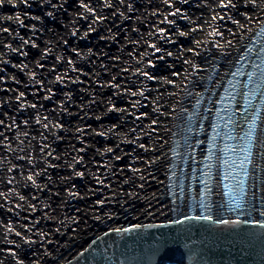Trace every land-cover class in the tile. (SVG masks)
I'll return each mask as SVG.
<instances>
[{
  "label": "bare ground",
  "instance_id": "obj_1",
  "mask_svg": "<svg viewBox=\"0 0 264 264\" xmlns=\"http://www.w3.org/2000/svg\"><path fill=\"white\" fill-rule=\"evenodd\" d=\"M112 2L114 4L113 8L103 9V12L107 17L103 20V22L96 21V17L93 16L88 18L89 20H92L90 21L89 25L95 28V31H89V26H87L85 22L88 19L75 18L76 23H79V37L83 36V33L85 32H90L92 38L90 44L87 47L86 42L82 41L81 45L79 46L80 50H76L75 52L76 55L77 52H79L81 55L78 56V65H74L73 67L77 69L75 73L77 78L83 81V83H77L73 87L75 93L73 100L68 99L67 94L69 91L66 88V95L64 94L63 96L64 105L66 108L64 111V119L65 123L71 130L68 133L70 135V140L64 139L66 142H64V144L61 146V149H58L59 153L61 154V156L58 158L62 160L54 161L55 155L53 153V148L48 147H45L43 150V159L38 160L39 152L37 149L39 145L32 141L30 143L33 144V146L30 149L29 155L32 156L33 154V156L31 157L30 161L25 160L23 156L19 155L23 150L22 148H19L16 151H12L10 156L12 159L11 162L14 163V166L10 167V165H6L5 167L4 165L5 169H2L0 172L2 175L0 177V179H2L0 202H2V205L6 210V212H4L5 221L3 224L7 223L5 226H2V223H0V233L3 230V236H5L9 242V254L7 256L9 264H15L13 263L15 259L11 257V253L13 251L20 253L21 256L26 254L30 255L32 254V251L35 250L37 245H25L23 240L15 235V232L20 231L21 227L14 229L13 224H8V217L12 216L16 221L18 218L23 217L25 215L22 211L24 206H32V204H27L25 201H33L35 196L39 197L40 200L48 198V196H51L49 198L51 200L55 199V197H53V193L50 192L54 190L55 186L59 185L60 182L57 184L53 183L57 181H53V176L49 177L50 173L47 175L45 172L47 168L43 169L44 171L42 174L36 177L37 182L41 186L39 190L32 186L30 181L26 182L25 179L27 175H31L33 172H41V168L45 167V165H49L47 162L57 166V168H52L51 171H54V173L60 172L62 179L64 177L61 183V186H63L62 188L66 189V191L70 190L72 192L78 193V195L72 199V201H75L72 209L69 211H72L73 214H76L79 217L80 221H78V223L71 222V225L79 229H77L75 233L72 234V242L69 243L68 249H62L63 247H60V250L58 249V251H54V249L58 246L54 245L53 243L54 241L57 242L60 239V236L56 234V229L52 230V227L55 226L52 225V221L50 220L48 222L47 220V215L50 213L51 209L50 205H48L49 207H45L46 205L41 203L39 208L35 207L33 211L30 209L29 213H32L29 215V217L32 218L30 222L32 223V221H34V224H36V222L40 223L42 230H45V224L47 226L46 229L50 228L47 229L46 232L51 235L46 238L41 237V241L46 239L47 241L51 242L39 244V246L36 248L37 250L30 259V261H32L31 264H53V255L58 256L57 264H85L84 258L86 256H82L81 253H84L85 255L88 247L94 244L93 241L101 242L100 246L101 249H103L112 238L111 235L118 237V239L121 238L112 232L113 226L133 228L136 224L141 225L139 232L134 231L132 233H126L124 234L123 238L119 239H128L126 242V247H131L135 243L142 242L147 239L148 236L152 237V235L159 234L165 235L169 227L168 224H170V221H173V213H175V211H172L171 209L174 208L176 204H179L180 210H184L186 205H182L181 202L173 203L174 200L171 199L169 193V173L173 161L172 149L174 145L176 128L182 122L187 111H190L191 107L196 104L200 96H202L209 89L212 92V95L210 94L212 97L214 92L219 88V85L229 79L230 73H232V69L238 63L241 55L246 51L248 45L258 34L260 28L264 26V12H261V8H264V3H261L259 8H252L250 6L246 11H244L248 16L252 17V20L244 24L245 31L243 32H241L237 25L232 24L230 21H221L219 19L213 21L212 17L210 16V20L214 22V25H223L221 30L225 32V35L228 34V29H232L237 33L238 36L241 37V39L240 42H237L235 39H233V44L235 47L230 49L231 56L227 59V64H225L223 68H220L222 71L219 70L210 85L208 81L211 78L215 66H219L218 61L220 58H215L213 62H205L203 59L197 58L200 67L207 69V71L198 74L200 77H203V80L193 90V94L188 96L186 95V90H184V85L186 83L184 76L188 66L185 65L181 60V58H184L185 55H180L184 52L182 45L185 42L190 41V36L195 35L192 33L191 35L189 34L187 36L179 35L180 31L186 32L185 30H182V28L186 26L188 20L186 21L184 18L170 16V20L177 21L178 19H181L179 28L176 30L173 29L172 25L166 22L162 23L164 20V14L168 11V9L167 6L161 2V0H127V2L133 3L135 8L134 12H128L126 9V4H121L120 0H112ZM174 2L180 9L187 5L190 6L192 3H197L194 0H190V3L188 4H180L179 0H174ZM16 4L17 2L11 1L10 4H7V8L14 9ZM216 11L220 12L221 14L227 12V10L220 9L219 7L216 8ZM233 12L234 10L229 12L228 15L231 16V13ZM121 13L124 15H121ZM125 16H127L128 19H125ZM9 17H11V19H9ZM14 17L15 16L12 15H7L5 17L2 16V22L4 23L5 28H11L13 26L11 25L13 22L11 21L15 22V20H12ZM68 19L69 18H65L67 21L65 26L70 24ZM244 20L245 16L242 21ZM16 21L18 20L16 19ZM159 29H166V35L169 36L172 41H175L174 43L167 44L171 45L170 47H173L172 53H176L177 56L175 57L180 58L178 59L180 61L175 59V62L171 56L167 57V55H161L165 52L155 53L153 55L154 49L148 46L149 43H156L160 47L166 44L165 40L160 37ZM209 29H211V31L213 30L212 23L208 27H205V29L195 38V41L196 39L205 41V49L209 47L208 41L213 39L220 41V37H213L209 35ZM2 32L3 35L1 36L9 37V31L4 32L2 30ZM150 32L154 33V35L150 36ZM112 36H115V39H112ZM101 37L108 38L102 39ZM60 38L61 40L58 37L56 38L55 33L52 34V43L55 46H58L61 41L63 43V40L67 39L65 35H62ZM137 41H139V43H137ZM146 41L148 43H146ZM195 41L192 43V46H195ZM89 50H91L94 55L88 56ZM213 51L216 50L213 49ZM146 53L148 55H145ZM81 56L84 58L81 59ZM157 56H165V60H168L167 64L174 65V68H168L165 60L161 61L163 66L161 64L162 67L157 70L159 71V74H161L162 78L169 76V74L172 72L180 74L179 76H170V79L175 82L174 84L164 83L163 79L160 82H156L154 80L149 81L143 75L139 76V78H137L135 75L138 62L141 60L143 61V68L146 71L151 72L152 68L148 67L149 60L156 62L159 60L156 59ZM117 57H119V59H117ZM88 59L89 61L87 62ZM35 64L36 62L33 65H29V67L32 66L30 68L31 70L29 71L32 73V75L34 73L36 74L37 72H35L34 69L38 71L41 70L38 69ZM89 64L92 65L90 69L87 68ZM105 65L108 66V71L104 70ZM62 68H64V72H66L65 74H59L62 79L69 77L67 74L69 71L68 67L62 66ZM126 68L129 70L123 71V69ZM20 71L23 73L27 81L32 78V75H27L28 72H26V69H21ZM84 72L89 73L91 75V79L87 78L85 80V77L82 76ZM114 74L116 76L115 81L113 80ZM10 75L12 76V74ZM133 81H136V83L133 84ZM113 83L119 84L120 87H109V85ZM13 85L14 83L12 81H5V86L8 87V90H10V87ZM133 89H137V91H133ZM141 90L149 93V98H141L138 93ZM132 92H136L137 95H131ZM117 93H119V95H117ZM173 93H175V95H173ZM219 94L220 92H218L217 96ZM93 97H95V103H91ZM125 98L139 101L145 105V107H140V109L137 111H129L126 109L127 105L124 103ZM109 101L112 103H109ZM177 101H180L181 103L178 104ZM217 102L218 99L216 100V103ZM243 102L244 96L242 98V103ZM68 103L70 104L68 105ZM113 104L117 108L126 109V112L120 113L108 111V109L111 108ZM154 108H158L161 112H164V110L167 109L165 115L161 116L160 118L161 120L166 119L169 131L152 132L154 137L158 135L163 136L164 140H157L155 142L161 144L162 148L155 154L156 162L153 164V175H149V172L142 171L147 167V162L134 160L136 153L133 152V149L136 147V145L134 143H126L125 141L132 140L134 137L140 136L144 138V142L150 148L155 146L154 141L149 139L147 135L151 126V119H144L142 117V114L145 112L151 113L154 117L156 115V113L153 112ZM172 108H176L177 111L173 113ZM214 108L215 107L213 106L212 109ZM137 116H141V120H137ZM262 121H264V117L262 118ZM239 122H241V119L238 120V123ZM137 124L140 126H137ZM208 124L209 122H207L206 128L208 127ZM113 125L122 126L117 127L115 135L111 133H109L108 137L97 135V132L107 131L108 128ZM132 127H136L135 132L131 131ZM81 129L82 131H80ZM66 134V132L65 134L62 133V136ZM258 137L261 142L257 143L258 156L255 159L253 188L251 192L255 193L254 197L257 200V204L254 206L255 208L253 211L258 208V211L261 212L262 218H264V207H262L264 206V130H259ZM117 145H119V148L116 147ZM10 147L11 146L8 148L10 149ZM109 147L114 149L113 153H106V149ZM80 149L85 150L80 151ZM49 152L52 153V155H48ZM137 152L148 156L153 155L151 152L143 153L142 149H137ZM197 155L202 157L201 152ZM117 156H121L122 159H117ZM81 157L83 158L82 161L80 160ZM73 158H75V160ZM128 159L130 161H134L140 170L134 172L132 168L128 166ZM70 161H76L74 171H71L67 168V163L73 166V163ZM18 162H24V164H18ZM58 167H62L63 169L59 171ZM15 168H17L19 172L16 178L13 177L15 174ZM81 171L85 173L84 177L77 175V173ZM73 174L75 176L74 184L72 183ZM141 175L145 177L144 180L140 179ZM47 176L49 178H47ZM55 176H57V174ZM127 180L128 184H125L126 189H124V197H126V202L123 206V210L125 212L121 213L119 211H115L112 212L113 214H111L113 217H116L115 219L108 218L109 214L105 218L104 216L106 215V212L103 209L106 204H101L100 201L106 200L104 199L105 196L102 195L103 192L99 191L107 189V186H113V188H117L116 186L121 187ZM24 182L25 185L27 184V186L22 187V183L24 184ZM141 185H143V187H141ZM33 188L36 190V194L34 193L35 191ZM31 190L34 194H26V191L30 192ZM44 191L48 193L47 196ZM66 191H64V193H66ZM108 192L109 189H107L106 194ZM112 192L115 193L116 191ZM21 195L25 197V200L21 201L19 199V196ZM69 200V194H65L63 201L65 202ZM34 202L37 201L35 200ZM17 207H20V209L16 211ZM108 209L110 210V208ZM73 210H75V212ZM65 212L68 214L66 213V215H64L66 217H64L63 220H66L69 215L68 211ZM219 213L216 211L217 216L220 215ZM123 215L125 217L124 219H126V222L122 223L118 221V216ZM94 217H100L102 221L106 220V224L94 219ZM19 222L24 223L25 220H21ZM116 222L120 223L121 225H114ZM148 224L167 225V227L149 228L145 232L143 226ZM9 226L14 230L13 232L6 235L7 228ZM62 226L65 227V225ZM55 227L58 228L59 225ZM30 230L32 233L31 228ZM60 230L62 232L61 234H63L64 229ZM27 232L29 235L31 234L30 231ZM105 233H109V235H107L108 237L104 235ZM1 236L2 235H0V237ZM17 244L21 245V247L18 248ZM46 249L51 250L48 252L47 256L45 255ZM120 250L121 248L115 249L113 252L122 254ZM63 261L66 263H63ZM0 262H2V258H0Z\"/></svg>",
  "mask_w": 264,
  "mask_h": 264
},
{
  "label": "water",
  "instance_id": "obj_2",
  "mask_svg": "<svg viewBox=\"0 0 264 264\" xmlns=\"http://www.w3.org/2000/svg\"><path fill=\"white\" fill-rule=\"evenodd\" d=\"M100 2H103V0H100ZM60 3H62V0H51V3H47L46 0H34L31 3V14L28 17L31 21L29 36L23 37L26 40H30V43L25 45L19 38V46L16 47L19 51H13V53L17 52L15 59L19 65L13 66L9 61L10 57L8 55L5 60L8 62L4 65V69L12 73V76L11 80L8 79L10 76L1 80L2 87L0 91L6 96L0 95V120L4 121L2 125H4L3 127L6 130L7 140L4 142L2 141L0 146L12 145V151L22 148L23 150L19 155L23 156L27 161H30L33 156V154L32 156L29 155L30 149L33 146V144L30 143L32 141L39 145L37 149L39 152L38 160L43 159V150L45 147H48L53 148V153L55 155L54 161H61V159L58 158L61 156L58 149H61L63 145L60 141L63 138V125H65V116L64 111L61 110V104H64L63 96L65 94V88L72 97L70 100H73L74 80L77 79V76L75 74L76 71L72 69L74 65H78V55H76L75 52L76 50H80L79 46L82 41L86 42V47L90 44L88 40L91 38L90 32H88L87 39H78V33L76 36L71 35L73 29L78 28L79 25V23H73V21L75 18L79 19L78 13H83L84 11L79 8L78 0H68V2L64 4V9H66V11L64 9H57L54 6ZM48 11H52L56 14L55 20L47 16ZM33 17H37V19H33ZM64 17L69 18L68 21L70 24L68 26H65L67 21ZM90 21L92 20L88 19L85 21L87 26H90ZM34 27L36 29L35 33L33 32ZM54 33L56 34V38L58 37L60 40L62 35H65L67 39L63 40V43L61 41L58 46H55L51 39ZM31 41H34L38 47L33 48L31 46ZM49 47H51L52 52L48 57L42 60L41 56H43L44 51ZM23 52H27L28 55L25 57L22 54ZM61 57L62 59H58ZM70 59L75 61L74 65L68 63ZM88 61L89 59L87 62ZM35 62V66L41 70L38 71L34 69L35 72L37 71L36 74L34 73L37 82L33 83L32 78L27 81L20 70L22 69V65L27 64L28 67L25 68L27 70L26 72H28L27 75H32V73L29 72L32 66L29 67V65H33ZM38 62L44 66L39 67ZM62 66L68 67L69 69L67 72L69 77L64 78L65 82L64 79L57 81V76H60L59 74L66 73ZM89 67L90 64L87 68ZM5 81H12L14 83V85L10 87V90L5 86ZM4 88H6L7 91L4 90ZM48 89H51V91H48ZM21 92L24 93V97L22 101L18 103ZM68 94L67 96H69ZM45 95L51 96L52 99H44ZM32 103H35L37 108L30 107ZM37 116L41 118L42 122L40 124L36 123ZM44 117H48V119L45 120L43 119ZM45 124H47L48 127H44ZM12 135L14 136L13 141L11 140ZM10 160L12 159L10 158ZM47 163L49 164V162ZM18 164H24V162H18ZM17 168H15L14 177L19 174ZM45 168H47L45 172L47 175L50 173L49 177H51L54 175V171H51V169L57 168V166L50 167L49 165H45L41 170ZM49 177L47 176V178ZM32 192V190L30 192L26 191V194L29 195ZM258 215H260L259 221L263 223H257L256 220H254V222L243 224L237 231L228 232L229 237L228 239L225 238L224 244L221 238L217 241H211L221 242V245L216 246L215 250L208 249L205 246L207 243L205 242L206 237L204 234H200L197 239H192L191 236H188L189 232L187 230L185 231L184 226L185 219H180L183 223H175V225H173L175 229L171 232L170 228L164 235L174 240V244L169 251L167 264H264V218H262L261 212H259ZM160 236L161 235L148 236L144 241L132 245L131 250H127L129 254H125L124 252L123 257H115L113 261H110L109 257H107V259L104 258L105 263L138 264L136 258L142 255L147 245L153 244ZM104 259L99 260L97 263H103Z\"/></svg>",
  "mask_w": 264,
  "mask_h": 264
},
{
  "label": "snow or ice",
  "instance_id": "obj_3",
  "mask_svg": "<svg viewBox=\"0 0 264 264\" xmlns=\"http://www.w3.org/2000/svg\"><path fill=\"white\" fill-rule=\"evenodd\" d=\"M47 3H51V0H46ZM68 2V0H62V3H60L59 5H54L57 9H64V4H66ZM121 4H126V9L128 12H134L135 8L133 6V3L127 2V0H120ZM161 2L167 6L168 11L164 14V20L162 21V23H168L170 25H175L176 24V20H170L169 17H177V18H184L190 21V23H195L194 21H191L190 17H188L187 15H185L184 12L181 11V9L179 7L176 6V3L174 2V0H161ZM197 2V6H203V7H211L213 16L212 19L213 21L219 19L221 21H231L232 24L237 25V27L240 28L241 32L245 31L244 28V24L247 22H250L252 20L251 16H248L247 13H244L243 15L245 16V20L241 21L239 19H237L235 16H230L228 15L229 12H231L232 10H237L240 5H241V0H196ZM180 4H188L190 3V0H179ZM264 3V0H243V6L245 8L248 7H252V8H259L260 4ZM4 4V0H0V7H2ZM25 4H28V0H25ZM15 6V5H13ZM78 6L80 9H83V13H78V17L80 19H88L89 16H93L96 17V21L99 22H103L104 19H106V14L103 12L104 8H113L114 4L112 2V0H103V3L100 2V0H78ZM219 7L220 9H225L227 10V12H224L223 14H221L220 12L216 11V8ZM66 11V9H64ZM261 12H264V8H261ZM121 15H124L123 13H121ZM47 16L50 17L51 19L55 20L56 19V14L52 11H48L47 12ZM125 19H128L127 16L124 17ZM9 19H11V17H9ZM16 19L18 21H20V27H24V23L23 21L20 19L19 14H17ZM33 19H37V17H33ZM76 21L74 20L73 23H75ZM213 27L212 32L209 33V35L213 36V37H220V41L218 40H211L208 41L209 47H207L206 49L204 48V43L205 41L201 40V39H196L195 41V46L189 47L187 49H184V52L186 53L184 58H183V63L185 65L188 66V69L186 70V74L184 76V80H185V85H184V90H186V95L191 96L193 94V90L201 83V81L203 80V77H200L198 74L202 73V72H206L207 69L205 68H201L197 58H201L203 59L205 62H213V60H215V58L219 57L223 60H227L230 56H231V51L230 49H233L235 47V45L233 44V39H235L237 42H240L241 37L237 35V33L235 31H233L232 29H228L227 30V35H225V32L222 31V27L223 25L220 24H216ZM96 29L93 28L91 25L89 26V31H95ZM203 31V27H193L191 29L192 32H196V31ZM4 32H8L9 29L8 28H4L3 29ZM36 29L35 27L33 28V32L35 33ZM79 29H73L71 35L72 36H76L78 33ZM261 33H264V26H262L261 28ZM159 33H160V37L162 39L165 40L166 43H174L175 41H172L170 39L169 36L166 35V29H159ZM88 32H85L83 36L78 37V39H87L88 37ZM190 33H186L184 31H180L179 35L180 36H187ZM259 34V33H258ZM18 35V33H17ZM149 35H154V33H149ZM231 37V38H229ZM23 44L28 45L30 43V40H26L23 37H19ZM102 39H107L108 37H101ZM112 39H115V36L111 37ZM195 39V37H194ZM222 41V43H221ZM137 43H139V41H137ZM146 43H148L146 41ZM31 46L33 48L38 47V45L34 42L31 41ZM148 46L152 49H154V53H161L164 52L165 49H163L162 47L158 46L156 43H149ZM6 47H8L11 51H19V49L16 48H12L11 44L6 45ZM203 49V51H202ZM213 49H215L216 51H213ZM75 51V49H74ZM249 53H251V49H248ZM52 52L51 47L47 48V50L44 51L43 56H41V59H45L46 57L49 56V54ZM24 56H27L28 53L27 52H23L22 53ZM77 55H81L79 52H77ZM94 55V53L89 50L88 52V56H92ZM145 55H148L147 53ZM167 56H172V52L171 51H167L166 53ZM84 57L81 56V59H83ZM212 58V59H210ZM58 59H62L58 58ZM117 59H119V57H117ZM156 59L159 60H165V56H157ZM245 59H249L248 57H245ZM259 61V63L257 62ZM68 63L71 65L75 64L74 60H68ZM165 63L167 64V61L165 60ZM138 67H137V71L135 73V75L137 76V78H139V76L143 75L144 77H146L147 80L152 81V80H159L161 79V77L156 76L153 72L150 71H146L143 68V61H139L138 62ZM38 66L39 67H43V65H40L38 62ZM28 65L24 64L22 65V69L27 68ZM148 67L155 69L157 66L155 63H153L151 60H149L148 63ZM168 68H172L174 67V65L172 64H167ZM249 68L251 69V71H247L246 72V81L244 86L246 88L249 89V91L247 93H244L245 96V104L243 105L244 108V112L241 113L242 118L247 121L248 116H247V109L248 106L251 104V97H255L257 99L260 100V103L262 106H264V48L260 49L257 51L256 53V57L255 59H252L250 64H249ZM259 71H256V70ZM73 71H77V69L75 67H73L72 69ZM105 71H108V66L105 65ZM129 69H123V71H128ZM231 75L235 76L236 73H230ZM172 75H176L179 76V73L176 72H172L169 74V76H165L163 77V82L167 83V84H174L175 82L172 81L170 79V76ZM62 77L61 76H57V81H61ZM116 76L115 74L113 75V80L115 81ZM19 82V81H17ZM32 82L36 83L37 81L35 80V74H33L32 77ZM74 82H78V83H83V81L79 80L78 78L76 80H74ZM133 84L136 83V81L132 82ZM229 83H231V81H229ZM255 85V88H252L251 85ZM103 86V85H102ZM109 87H115V88H119L120 85L119 84H110ZM48 91H51V89H48ZM117 95H119V93H117ZM131 95L135 96L137 95L136 92H132ZM140 96L144 97L145 93L143 90L140 91L139 93ZM173 95H175V93H173ZM24 97V93L21 92L20 94V98H18V103H20L22 101V98ZM146 98V97H145ZM235 97L233 96V99ZM44 99L47 100H51L52 97L51 96H45ZM68 99H71V96H68ZM221 100L224 99V97H220ZM91 103H95V97L92 98ZM109 103H112L111 101H109ZM135 103H139V101L135 102ZM177 103H181L180 101H177ZM30 107L32 108H37V105L35 103H32L30 105ZM140 107H145V105H143L142 103L140 104ZM61 110L65 111V105L62 103L61 104ZM108 111H113V112H120V113H124L126 112V109L123 108H117L114 104L112 105L111 108L108 109ZM177 111L176 108H172V112L175 113ZM228 110L225 109V112H227ZM257 111H259V109H257ZM153 112L156 113V115L153 117L151 113L149 112H145L142 114V117L144 119H151V126L149 128V131L147 133L148 138L153 140L154 143L157 140L163 141L164 137L163 136H153L152 132L153 131H164L167 132L169 131L168 127H167V121L165 120H161V116H164L165 113L167 112V109L164 110V112H161L158 108H154ZM233 115H235V112L233 111ZM141 116H137L136 119L137 120H141L142 118ZM99 118V117H98ZM43 119L47 120L48 117H44ZM224 119H226L227 121L231 122L233 124V129H231L229 131V133H226V135H228L229 139L232 140H236L237 137L234 136L232 134V132L234 131V128L237 124V122L233 119V116H226L224 117ZM41 118L39 116H37L36 119V123L40 124ZM4 121L0 120V124H3ZM27 123V122H26ZM140 126V125H137ZM162 126V127H160ZM212 128L215 131L217 128V125L215 123H212ZM44 127H48L47 124L44 125ZM117 127H122L120 125H113L110 128H108L107 131L104 132H97V135H101V136H105L108 137L109 133L115 135L116 134V129ZM264 130V121H261V123L259 125H255L250 128V132L252 134H255L257 132V130ZM82 131V129L80 130ZM132 132L136 131V127H132L131 129ZM0 135H3L2 133H0ZM246 135H248V133H246ZM219 136V133H216V136L214 137H210V141L211 142H215L216 137ZM46 138V137H45ZM239 139H244L243 137H240ZM126 143H134L136 145V147L133 149V152L136 153L134 160H141V161H146L147 162V167L144 168L142 171H147L149 172V175H153V164L156 162L155 161V154L157 152L160 151V149L162 148V145L159 143H155L154 147H149L145 142H144V138L140 137V136H136L134 137L132 140H128L125 141ZM261 142L259 140V137H257V143ZM117 148H119V145L116 146ZM228 146L226 145V148ZM238 145H233L232 146V152L235 155L236 154V149L238 148ZM137 149H142L143 153H149L151 152L153 155L148 156V155H143L140 152H137ZM85 149H80V151H84ZM209 153H211L213 150L211 148L208 149ZM218 151H223V150H218ZM114 149L109 147L106 149V153H113ZM48 155H52V153H48ZM117 159H122L121 156H117ZM248 164L252 163L251 157L250 156H246L244 158ZM80 160L82 161L83 158L81 157ZM233 166L235 165V161H232ZM241 164L243 165V161H241ZM49 166L50 167H54V165H51L49 162ZM132 170L138 171L140 170L138 168V166L134 163L132 165ZM242 171H244L245 173H247L248 169L247 168H241ZM44 170L42 169L41 172H33L31 175H27L26 176V182L30 181L31 185L36 187L38 190L41 188L40 184L37 182L36 177L40 176L42 174ZM77 175H79L80 177H84L85 173L83 171L78 172ZM51 179V178H50ZM141 180H144L145 177L143 175L140 176ZM220 181L223 183V191H221L220 195L223 198V196H228L232 201H234V204L232 205V207H234L237 210H241L244 208L245 204L250 203L248 200L246 199H236L235 196L232 195L233 191H236L237 189H239L241 192H245V189L243 187L244 185V181H241L239 179L236 178V176L232 175L229 171L225 170L223 176H221ZM229 179L235 180V183L232 185H229V183H227L226 181H228ZM27 186V184L25 185ZM141 187H143V185H141ZM231 188V191H229V189ZM205 189L207 190V192L209 194L212 193L213 189H211L207 184H205ZM181 192H183V188L181 189ZM246 194V193H245ZM78 193L76 192H72L69 191V196L70 197H75L77 196ZM253 196H255V193H253ZM35 198V197H34ZM183 197L180 195H177V199H182ZM19 199L21 201L25 200V197L23 195L19 196ZM101 204H104L105 201H100ZM173 203H175V201H173ZM201 206L204 208H208L207 204H204L203 201H201ZM0 207H3V205H0ZM32 207L35 209V205H32ZM225 207L223 202H217L216 203V208H217V212L219 213L220 211L223 210V208ZM264 207V206H262ZM172 211L175 212H179L180 210V205L176 204V206L174 208L171 209ZM150 214V213H149ZM163 214V213H161ZM110 219H115L116 217H113L111 215V213H109V217ZM94 219L101 221L103 223L106 224V220H101L100 217H94ZM184 219L186 222H188L189 224L193 223V222H200V221H205L208 223L212 222V216L210 215H197V216H189L186 215L184 216ZM73 222L78 223V221L73 218ZM175 223H183L180 220H176ZM219 223L225 226H228L231 222L228 220H224V219H220ZM144 230L145 232L149 229V228H157V227H167V225H156V224H148V225H144ZM141 229V225L140 224H136L134 225L133 228H124V227H116L113 226L112 227V232L115 233L117 236L123 237L124 234L126 233H132V232H139ZM13 228L12 227H8L7 228V233H11L13 232ZM30 231V230H29ZM59 231V230H58ZM41 236H44L45 238L47 237L48 233L42 231L41 233H39ZM15 235L17 237H20L25 245L28 246H32L34 244L37 243V241L31 239L29 236H27L26 233H21L20 231H16ZM104 235H109V233H105ZM139 239V237H138ZM51 241H47L42 240L40 241V243H50ZM93 243H96V241H93ZM174 244V240L171 237H167L164 235H161L159 238H157V240L151 244V245H147L144 249V252L142 253V255L140 257H137V262L138 264H167L168 259H169V251L172 248ZM17 247H21V245L17 244ZM51 250H45V255L47 256L48 252ZM58 251V249L56 250ZM81 255L83 256V253H81ZM11 257L15 259V264H25V261L22 259L20 253L13 251L11 253ZM58 262V256L53 255V264H57ZM0 264H2V262H0Z\"/></svg>",
  "mask_w": 264,
  "mask_h": 264
},
{
  "label": "rangeland",
  "instance_id": "obj_4",
  "mask_svg": "<svg viewBox=\"0 0 264 264\" xmlns=\"http://www.w3.org/2000/svg\"><path fill=\"white\" fill-rule=\"evenodd\" d=\"M11 1L17 2L16 7H14V9L7 8V4H10L9 0H4L3 6L0 7V88L2 87V85H1V83H2L1 80L2 79L7 78V76H10L8 79L11 80V75L10 74H12V73H9L8 70L4 69V65L8 62V61H5L6 58H7L6 56L8 55L10 57L9 61H10V63L13 66L14 65H19V63L16 62V59H15V56H16L17 52L13 53V51H11L8 47H6V45L11 44L12 48H16L17 46H19L18 45L19 44V37H24V36H27V35L29 36V30H30L31 21L29 20L30 18H28V17L31 14L30 13V7H32L31 6V3L34 0H28V4L27 5L25 4V0H11ZM194 1L196 2V0H194ZM246 10H247V8H245L243 6V0H241L240 7L237 10H234V12L231 13V16H235L237 19H239V20L242 21L243 18H244V15L243 14L246 13L244 11H246ZM181 11L184 12L185 15H187L188 17H190L191 21H194L195 22V23H190V21L188 20V23H186V26H184L182 28V30H185L187 33H190V35H191V33L195 35V36H190L189 37L190 38V41H187V42H185L182 45L183 51H184V49H187V48H189V47L192 46V43L195 41L194 37L196 38V36L201 32L199 30L196 31V32H192L191 29L193 27H196V28L203 27V29H205V27H208L211 23H212V26H214V22L210 20V16L212 17L211 7H207L206 8V7H203V6H197V3H192V5H190V6L187 5V6L182 7L181 8ZM17 14H19L20 19L23 21L24 27H20V21H16L15 18L17 17ZM7 15H9V16H11V15L12 16H15L12 19V20H15V22L14 21H11V22H13L11 25H13V26L11 28L8 27L9 28V32H10L9 33L10 34L9 37L1 36V35H3L2 30H3V28H5L4 23L2 22V19H3L2 16L5 17ZM25 18H28V19H25ZM180 20L181 19H178L176 21V24L174 26L172 25L173 29L176 30L177 28H179ZM185 20L187 21V19H185ZM210 32H212L211 29H209V33ZM17 33H18V35H17ZM91 38L88 39L90 42H91ZM164 45L162 46V48L165 49V51H164L165 53H162L161 55H163V54L166 55L167 51H171V52L173 51V47H170L171 45H169L167 43L164 44ZM177 53H178V51H177ZM185 54L186 53L183 52L180 56H183ZM175 56H177L176 53L173 54V56H171L174 59V61H175V59L176 60L180 59V58H177ZM181 60L183 61V58H181ZM158 61L159 60L156 61L157 62V65H156L157 67L155 69H152L151 70V72H153L156 76L161 77V79H159V80H154L156 82L157 81L160 82L162 80V76H161V74H159V71L157 69H159V68H161L163 66V64H162L161 61H164V60H160L159 63H158ZM166 61H168V60H166ZM178 61H180V60H178ZM156 62H153V63L156 64ZM218 62H219V66H218L217 72H219L220 68H223L225 66V64H227L228 61L227 60H223V59L220 58V60ZM11 64H9V65H11ZM161 64H162V66H161ZM91 66L92 65H90V67L88 69H90ZM175 70H176V68H175ZM220 71H222V69ZM82 76L85 77V80L87 78H90L91 79V75L89 73L84 72L82 74ZM77 83L78 82H75V84H77ZM75 84H74V86H75ZM4 90L7 91L6 88H4ZM133 91H137V89H133ZM138 93H140V92H138ZM144 93H145V96L143 98H145V97H146L145 99L149 98V93H147L146 91H144ZM74 94H72L73 99H74ZM0 95L1 96H6L1 91H0ZM141 98H142V96H141ZM135 102H137V101L131 100L129 98H125L124 103H125V105H127V108L126 109H128L129 111H133V110H136L137 111L138 109H140V104L141 103L140 102L139 103H135ZM68 105H69V103H68ZM12 122H13V120H12ZM63 130H64V134H65V132L67 134L63 136V138H62V140L60 142L64 144V142H66L65 140H68V139L70 140V137H69L70 135L68 133H69V131L71 129L65 123V125H63ZM3 131L2 132L0 131V133H3ZM72 141H73V139H72ZM73 159L75 160V158H73ZM70 162L73 163V166H71L69 163H67V168L70 169L71 171H74V167H75L76 161H70ZM4 164L5 163H3V164L0 165L1 166L0 167V172H1L2 169H5ZM133 164H134V161H130L128 159V166L130 168H132V165ZM6 165H8V164H5V166ZM58 169H59V171H61L63 168L62 167L61 168L58 167ZM56 174H57V176H55ZM16 176L15 177L13 176V177L16 178ZM72 177H73L72 178V183L74 184V181H75L74 174L72 175ZM52 178H53V181H55V180L57 181V182H53V183L57 184V183L60 182V184L59 185H56L55 186V189L50 192V193H53V197H55V199H52L51 200V199H49L51 196H48V198H45V199H41L40 200L39 197H36L35 196V198L33 199V201L27 200V201H25V203L35 205L38 208H39V205L41 203H44L46 205L45 207H49L48 205H50L51 209H50V213L47 215V217H48L47 220H48V222L51 220L52 221V225H55V226L59 225L58 228H56L55 226L52 227V230L53 229L54 230L56 229V234L60 236V239L57 242L56 241H54V243L52 242L54 245H56V246L59 247V248L56 247L54 249V251H56L57 249L60 250L61 249L60 247H63L62 249H68L69 248V243L72 242L71 241L72 240L71 239L72 234L75 233V231L77 229H79V228H76L75 226L71 225V222H73V218H75L77 221H80V220H79V217L76 214H73L72 211L71 212L69 211V210L72 209V206L74 204V201L75 200L72 201V199H74V197H70V200L69 201H65V202L63 201V199L65 198V194H69V191H70V190L66 191V189L62 188L63 186H61V183H62V180L64 179V177L62 179V176H61L60 172L59 173L56 172V173H54V175H53ZM1 180L2 179H0V189H2L1 188ZM128 180L126 182H124V185H122L121 187L120 186H116L117 188H113V186H111V187L107 186V189H109V192L107 194H106L107 189H104V190H100L99 191V192H101V191L103 192L102 195L105 196L104 199L106 200L105 201V204L106 205L104 204L105 206H104V209H103L106 212V215L104 216L105 218L108 216L109 213L113 214L112 212H115V211H119L121 213H124L125 212L123 210L124 209L123 206L125 205V202H126L125 201V198L126 197H124V195H125L124 189H126L125 184H128L127 183ZM23 186H25V182H24V184L22 183V187ZM34 191H35L34 193L36 194L37 193L36 190H34ZM64 191H66V193H64ZM112 191H116V192L113 193ZM44 193L46 194V196L48 195V193L46 191H44ZM35 200L38 203L37 202H34ZM0 205H2V202H0ZM108 208H110V210ZM18 209H20V207H17L16 211ZM30 209H32V211L34 210V208L32 206H30V205L29 206H24V208L22 209V211L24 212L25 215L23 217L18 218L17 221L14 220V218L12 216H9L8 217V224H13L14 229L15 228L18 229V228L21 227V230L19 229L20 232L21 233H26L27 236H29L33 240L37 241L36 245L38 247L39 244H40V241H41V237H44V236H41L39 233H41L42 231L46 232V230L47 229H50V228H47L46 229L47 226L44 224L45 230H42V227H41L40 223H37L36 222V224H34V221H32V223H31L30 220L32 218H30L29 215H31L32 213H29L30 212ZM65 211H68L69 212V215H68V218L66 220H63V218L66 217L64 215H66V213H67ZM73 211L75 212V210H73ZM4 212H6L5 208L4 207H0V223H2V226H5V224H7V223H4L3 224V222L5 221V218H4L5 214H4ZM70 213H71V215H70ZM118 217H119L118 218V221L119 222H122V223L123 222H126V219H124L125 218L124 215L123 216H118ZM18 220L19 221L25 220V222L22 223V222H19ZM128 224H130V223H128ZM62 225H65V227L62 226ZM114 225L120 226L121 224L118 223V222H116ZM125 227H127V226H125ZM30 228L32 229V233H31ZM60 229H64L63 234H61L62 232H61ZM29 230H30V233H31L30 235L27 232ZM65 230H67V231H65ZM93 231H95V230H93ZM0 235H2V236L4 235L3 234V230L0 233ZM2 236L0 237V258H2V263L3 264H9V261L7 259V256L9 254V242H8V240H7V238L5 236H3V237ZM49 236H51V235L48 233L47 237H49ZM111 236L112 237H115L113 235H111ZM106 237H108V236H106ZM116 238H118V237H116ZM121 238H123V237H121ZM73 242H74V240H73ZM37 247H35V250L32 251V254H30V255L26 254V255H22L21 256L22 259L25 261V264H31L32 261H30V259L32 258V255H34L35 251L37 250L36 249ZM67 258H66V260H67ZM66 260H64V261H66ZM64 261H63V263H66ZM13 263H15V261H13Z\"/></svg>",
  "mask_w": 264,
  "mask_h": 264
},
{
  "label": "flooded vegetation",
  "instance_id": "obj_5",
  "mask_svg": "<svg viewBox=\"0 0 264 264\" xmlns=\"http://www.w3.org/2000/svg\"><path fill=\"white\" fill-rule=\"evenodd\" d=\"M13 124V123H12ZM2 125V124H0ZM4 130V131H3ZM0 131L2 132L3 131V135H0V143H2V141H6V137H7V133H6V130L5 128L3 127V125L1 126L0 128ZM11 140L13 141L14 140V136L12 135V138ZM12 146V145H11ZM9 146H0V164L2 163H6L8 165H10V167L14 166V163L11 162L10 160V156H11V153H12V150L13 148L10 147V149L8 148Z\"/></svg>",
  "mask_w": 264,
  "mask_h": 264
},
{
  "label": "clouds",
  "instance_id": "obj_6",
  "mask_svg": "<svg viewBox=\"0 0 264 264\" xmlns=\"http://www.w3.org/2000/svg\"><path fill=\"white\" fill-rule=\"evenodd\" d=\"M9 2H11V0H9Z\"/></svg>",
  "mask_w": 264,
  "mask_h": 264
}]
</instances>
